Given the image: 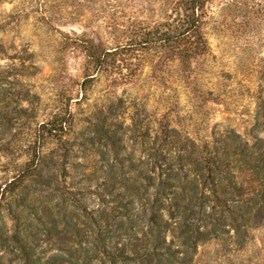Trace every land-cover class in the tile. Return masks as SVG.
<instances>
[{
    "label": "rangeland",
    "instance_id": "obj_1",
    "mask_svg": "<svg viewBox=\"0 0 264 264\" xmlns=\"http://www.w3.org/2000/svg\"><path fill=\"white\" fill-rule=\"evenodd\" d=\"M204 14L188 56L179 0H0V264H264L232 189L264 178V0Z\"/></svg>",
    "mask_w": 264,
    "mask_h": 264
},
{
    "label": "trees",
    "instance_id": "obj_2",
    "mask_svg": "<svg viewBox=\"0 0 264 264\" xmlns=\"http://www.w3.org/2000/svg\"><path fill=\"white\" fill-rule=\"evenodd\" d=\"M209 1L210 0H179V5L186 12V16L183 19L180 30L177 33H169L168 35L172 40L178 41L179 43H182L185 46L183 52H185V54L188 56L195 52L197 46H199L201 50H204L205 42L201 33V22L205 15V5ZM93 48L94 49H92V46L88 48L86 51V55L88 56L89 60H92L96 64H99L103 60L105 53L103 50H99L98 46L96 45H93ZM66 126L67 120L62 117L56 119L54 118V120H51L46 125H43V128L46 129V133L50 137H55L58 140H61V137L65 133ZM164 130L165 132L167 131L166 125H164ZM165 137V140L169 143V137ZM172 142H175V144H177L179 148H187L186 144H183V142L177 143V141L173 140ZM218 144L212 146L211 142L209 141H204L198 144V149L202 154V170H206L208 173L217 172L216 169H218L220 166H231V168H236L237 161L233 159L231 160L229 158H222L223 155L224 157L225 155H227L228 149L232 147V144L229 143L227 139L218 142ZM248 155L249 154H246V157L244 156L242 162H246L250 166L253 163L261 164V162H263L257 160L255 157L253 158V160H250L251 156ZM239 171L240 175L243 172L248 173L249 175L248 180L245 182L246 187L241 188V185L240 188L234 186L232 189L235 194L244 193L245 197H243L245 199L243 203V211L240 216L242 217L244 222L243 226L251 229L255 226L257 221L260 222V218H258V213L262 209L260 206V200L264 199V178L259 179V168L257 169L253 167L249 168L247 171L244 169L241 171L239 169ZM255 183H257V185H254ZM215 187H217V185H214V187L210 189L212 191H215ZM243 191H246L247 193ZM237 207L238 206L236 205V211H238ZM229 209L230 212L234 213L233 208ZM232 219L235 220L236 218L232 217Z\"/></svg>",
    "mask_w": 264,
    "mask_h": 264
}]
</instances>
